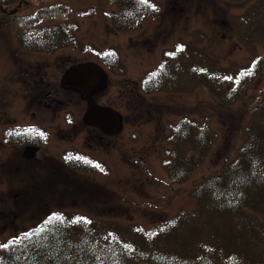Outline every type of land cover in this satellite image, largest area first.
I'll return each instance as SVG.
<instances>
[{"label": "rangeland", "instance_id": "obj_1", "mask_svg": "<svg viewBox=\"0 0 264 264\" xmlns=\"http://www.w3.org/2000/svg\"><path fill=\"white\" fill-rule=\"evenodd\" d=\"M151 3L156 6L154 16L145 20L146 16L132 30H117L112 26L108 16L115 9L110 0H20L0 8V97L5 94L6 82L17 78V71L27 64L43 60L57 72L79 64L98 69L105 65L97 52L107 48H113L118 55L109 65L110 70L107 66L100 70L105 80L98 93L105 92L111 101L116 87L126 93L123 79L128 78L126 82H135L133 86L128 84L131 95L136 90L146 95L144 101L136 99L132 106L128 100L124 101L119 109L126 117L125 128L122 125L118 128L127 133L126 143L119 142L118 134L115 144L104 148L103 171L70 176L63 169L62 183L51 188L46 184L49 215H84L98 229L113 230L129 225L148 229L182 209L192 210L195 203L188 193L192 184L215 173L223 159L231 152L234 154L239 146L241 120L247 118L249 108L264 90V0H147L145 4ZM55 4H64L70 11L48 15L38 23L74 24L72 46L49 55L21 48L16 40L17 24L12 22L13 17L35 16L41 8ZM35 21L33 18L32 22ZM136 47L142 51L138 52ZM261 56L263 65L259 62L257 73L252 78L245 75L255 68ZM169 61L179 69L172 94L151 95L152 92L137 87L136 82L145 71ZM166 68L169 70V64ZM213 73L214 80L231 77V87L242 75L249 79L245 80L244 85L248 86L243 98L230 106L220 102V96L213 92ZM182 118L196 122L199 130L206 129L208 150L202 164L186 180L170 185L163 166L173 147L169 139L173 126ZM137 124H141V129L131 127ZM131 134L137 136L135 140ZM90 143L97 153L96 142ZM7 173L1 177V214L7 205L14 204L6 195L7 185L23 186L17 182L15 173L12 176ZM20 209V224L9 228L10 232L0 230V244L12 240L21 231L36 228L49 216L37 212L32 204Z\"/></svg>", "mask_w": 264, "mask_h": 264}, {"label": "trees", "instance_id": "obj_2", "mask_svg": "<svg viewBox=\"0 0 264 264\" xmlns=\"http://www.w3.org/2000/svg\"><path fill=\"white\" fill-rule=\"evenodd\" d=\"M18 1L0 0V8ZM110 2L115 10L108 17L117 30L134 28L142 20L139 16H154L156 12L153 3L145 4L140 0ZM61 11L69 12L70 9L64 4H55L41 8L35 16L13 17L12 22L17 24L18 45L30 52L43 53L72 46L74 24L38 23ZM256 15H259L257 11ZM33 18L37 19L35 23ZM87 48L95 52L91 46ZM97 53L103 62L115 61L112 49ZM257 61L255 68L245 75L252 78L257 73L260 63L263 65L262 56ZM165 63L144 76L141 81L144 92L172 93L173 85L176 88L174 83L179 69L173 65L168 70V62ZM214 77L215 73L211 82ZM245 80L242 75L231 87L229 79H215L213 92L220 96V102L230 106L243 98L248 86L244 84L249 79ZM263 110L264 90L249 108L247 118L241 120L239 146L234 154H228L215 173L192 184L188 191L195 203L192 210L182 209L148 229L129 225L113 230L98 229L84 215L58 213L63 223L52 221L39 236L8 249L1 248L0 264H264ZM197 127L189 118H182L173 126L169 137L173 147L163 166L170 185L186 180L205 158L208 150L206 129ZM50 216L25 233L45 227ZM77 218L83 219L78 221Z\"/></svg>", "mask_w": 264, "mask_h": 264}, {"label": "flooded vegetation", "instance_id": "obj_3", "mask_svg": "<svg viewBox=\"0 0 264 264\" xmlns=\"http://www.w3.org/2000/svg\"><path fill=\"white\" fill-rule=\"evenodd\" d=\"M144 18L145 16H139L138 19L142 20L138 24ZM150 18L152 17L147 16L145 20ZM137 42L140 43V40ZM136 48L138 52L142 51L141 48ZM109 49L113 50L117 59V52L113 48ZM31 53L49 55L54 52ZM102 63L105 66L102 65L103 67L98 69L85 64L95 71L97 79L96 85L87 91L71 85L65 78L66 72L78 65L57 72L43 60L21 67L16 73L17 78L6 82L5 94L0 97V186L3 184L2 174L7 171L10 176L15 173L18 177L17 182L19 181L23 186L15 188L7 185L6 195L13 200L14 204L7 205L2 214L0 213L2 223L0 230L3 232L20 224V208H24L25 205L32 204L39 213L44 212L47 215L51 213V209L45 202L46 184H50L51 188L62 183L61 180L65 176L63 169L70 176L72 173L83 176L90 173L99 174L103 171L105 162L104 148L108 149L110 144L114 145L118 134L119 142L126 143L127 133L118 129L121 125L125 128L126 117L120 113L119 109L123 107L124 101L128 100V104L132 106L136 99L144 101L146 95L136 93L137 90L131 95L129 85L133 86L135 82L133 80L126 82L128 78L123 79L127 94L122 90L119 91L118 87L115 88V95L113 94L111 101L105 92L99 94L98 89L100 90L104 85L105 80L100 70L105 69L106 66L108 69L111 68L108 66L110 60ZM158 64L149 70L146 69L148 71H145L136 82L137 87H141L144 76L150 70H155ZM2 84L4 81H1ZM158 93L162 92L151 95ZM165 94L170 95V93ZM89 105L111 110L113 113L111 129L93 127L84 123V114ZM131 127L141 129V124L131 125ZM130 136L132 140L137 137L135 134ZM90 142H96L97 153ZM100 148L102 152L99 151ZM12 165L14 167L10 169ZM5 167L7 169H4Z\"/></svg>", "mask_w": 264, "mask_h": 264}, {"label": "water", "instance_id": "obj_4", "mask_svg": "<svg viewBox=\"0 0 264 264\" xmlns=\"http://www.w3.org/2000/svg\"><path fill=\"white\" fill-rule=\"evenodd\" d=\"M65 78L68 83L73 86L76 85L84 91L94 87L97 83L95 71L86 65L70 68L66 72ZM83 121L85 124L93 127L111 129L113 126V113L109 108L89 105L84 114Z\"/></svg>", "mask_w": 264, "mask_h": 264}, {"label": "snow or ice", "instance_id": "obj_5", "mask_svg": "<svg viewBox=\"0 0 264 264\" xmlns=\"http://www.w3.org/2000/svg\"><path fill=\"white\" fill-rule=\"evenodd\" d=\"M141 2L147 3V0H141ZM225 79H231V77H225ZM82 219L83 218H77L78 221L82 220ZM52 221H58L60 223H63V217L54 213V214H52V216H50L48 218L47 221H45V227H41V228L35 229L31 232L25 233L23 235V237H14L12 240H9L7 243L0 244V248L8 249L14 245H19L23 240H31L33 236H39L41 234V232L46 230V225L51 223Z\"/></svg>", "mask_w": 264, "mask_h": 264}]
</instances>
